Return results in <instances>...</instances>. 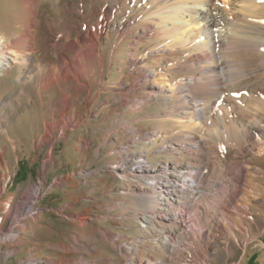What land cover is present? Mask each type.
<instances>
[{
    "label": "rangeland",
    "instance_id": "1",
    "mask_svg": "<svg viewBox=\"0 0 264 264\" xmlns=\"http://www.w3.org/2000/svg\"><path fill=\"white\" fill-rule=\"evenodd\" d=\"M129 8L124 0H38L34 8L23 0H0V34L11 40L25 28L40 66L31 79L19 78L15 66L0 74V152L7 170L0 195V264H58L62 255L70 264H264V57L247 42L225 51L226 80L238 96L249 88L262 92V102L253 99L250 107L242 103L237 109L243 122L258 123L256 130L249 133L236 121V133L218 128L221 138L206 134L205 147H188L175 133L180 100L167 99L164 88L190 70L169 71L151 87L137 61L160 40L138 17L142 10ZM106 10L125 21L99 34L96 26ZM77 36L97 39L93 53L85 45H67ZM85 50L86 65L78 59ZM62 51L84 81L58 71ZM50 69L60 75L58 84L43 87ZM67 95L71 120L62 129ZM48 121L57 127L42 142ZM178 158L208 166L200 183L184 192L187 212L198 206L192 202L196 191L213 189L212 180L238 193L226 213L231 233L225 225L211 226L206 231L213 234L189 236L190 245L173 251L146 227L141 195L150 192L151 180L131 168L141 160L158 174ZM198 209L207 215L204 204Z\"/></svg>",
    "mask_w": 264,
    "mask_h": 264
},
{
    "label": "bare ground",
    "instance_id": "2",
    "mask_svg": "<svg viewBox=\"0 0 264 264\" xmlns=\"http://www.w3.org/2000/svg\"><path fill=\"white\" fill-rule=\"evenodd\" d=\"M23 1L34 8L38 0ZM124 1L130 5L131 12L142 10L138 17L149 25L150 35L153 34L160 40L152 44L144 59L137 61L138 67L144 69L151 78V87L157 85L169 71L185 68L190 70L183 74L181 80L172 81L164 88L167 99L180 100L178 107L182 110L178 111L174 121L179 126L178 132L175 133L182 134L188 147H205L206 142L203 139L206 134L221 138L218 135V128L222 129V134L229 130L236 133V121L242 123L249 133H253L258 123L243 122L244 119L237 109L242 107V103H245L244 107H246L253 99L260 101L262 92L249 88L247 93L238 96L236 88L230 86L226 80L228 71L225 74L224 67L230 63V60L226 58L225 51L240 42H247L257 46L264 57V0ZM101 14V22H98L95 30L99 34L103 33L109 25L118 29L125 21V18H111L107 10ZM86 33L91 36L89 29ZM83 40L81 36H77L68 41L67 45L80 49L85 45L86 50L93 53L97 39L89 38L84 42ZM31 48L30 35L25 28L11 40L0 34V74H7L15 66L19 78H34L40 66L31 56ZM87 51L83 56H77L85 65L90 56ZM174 54H179L180 57L175 59L172 57ZM60 56L58 71H62L65 78L76 76L79 82L84 81L82 73L68 65L66 52L62 51ZM148 56L152 57V61L148 60ZM48 73L45 81L41 83L43 87L58 84L60 75H56L51 69ZM243 76L246 74L244 73ZM181 84L183 88L179 87ZM69 99L67 95L60 112L62 118L59 123L62 129H65L71 120L67 113ZM262 101L261 99L260 102ZM257 119L254 117L252 120ZM44 127L42 142L51 138L50 133L56 129L57 122L48 121ZM2 161L3 155L0 152V195L6 190L4 176L7 170H4V161ZM50 162L51 157L45 162L44 167ZM207 167L178 158L171 160L168 165H163L158 174L157 168L144 164L141 160H138L137 165L131 168L132 174L151 180L150 192L141 195L143 198L141 214L146 227L151 229L156 241L173 251H178L181 246L190 245L189 236L200 239L205 234H213L212 228L211 231L208 230V233L206 231L211 226L220 229L225 225L228 233H231L230 225L232 224L228 225L227 222L230 223V221L226 218V213L235 202L237 189L225 191L220 181L212 180L209 184L213 185V189L207 192L201 189L196 191L197 197L192 201L198 204L196 209L190 212L185 209L186 188L195 187L197 183H200ZM232 178L237 180V176ZM189 203L190 201L187 204ZM202 204L205 205L207 215L201 216L199 213L198 207ZM216 210L222 211L223 215H218ZM202 218H205V223ZM24 227L27 228L25 225ZM17 244H21L20 237ZM71 260L66 255H62L57 263L70 264Z\"/></svg>",
    "mask_w": 264,
    "mask_h": 264
}]
</instances>
